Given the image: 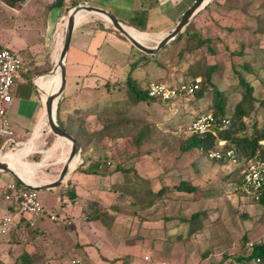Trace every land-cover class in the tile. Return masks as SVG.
Here are the masks:
<instances>
[{
  "label": "crops",
  "instance_id": "obj_1",
  "mask_svg": "<svg viewBox=\"0 0 264 264\" xmlns=\"http://www.w3.org/2000/svg\"><path fill=\"white\" fill-rule=\"evenodd\" d=\"M196 1L0 0V49L8 48L14 53H16L14 50L20 52L28 69L23 71L22 76L16 80L12 88L13 101L8 106L11 128L27 142L21 148L10 149L7 154H1L4 142L0 136V156L8 157L7 159L35 169L34 175L43 182L55 180L69 156L70 143L62 137L59 138L50 130L46 116V90L41 84L45 78L49 77L47 73L53 68L63 46L68 12L72 7L84 4L102 7L125 24L142 42L152 46L151 41L163 38L168 34ZM209 6L192 22L195 23V30L201 32L203 36L213 41L218 40V53L228 54L221 58L217 57L218 55L213 56L215 59L212 64L221 63L223 59L230 58L231 54L239 53L244 48L246 54L255 52L251 43L260 37V34L255 33L258 24L256 22L254 24L250 20L256 18L254 17L256 11L252 12L251 10L253 6L247 12L241 9L223 12L215 4ZM77 18L78 22L66 60V85L69 77H79L82 82L76 80L77 91L69 95H66L65 85L59 99L57 117L59 122V115L62 113L67 123L70 122L72 116L79 118L78 125L82 129L83 127H92L93 118L95 117L97 121L99 115H104L111 102L106 93V99L94 105L92 109L83 112L78 110L76 105L82 103L87 105L91 100L90 98L86 100L89 94L94 97L103 91L100 86L107 81V77L105 79L99 77L100 80H93V82L83 80L84 76L74 71L77 66L81 63H96L98 60L105 62L107 57L100 54L103 49L109 47L117 53L127 56L128 60H132L135 54L134 50L138 51L140 55H144L145 58L150 55L137 49L102 15L81 10ZM114 44L119 45L123 51L115 48ZM250 50L253 52H249ZM233 57L240 58L239 55ZM248 57L250 56H246V58ZM141 61L142 58L139 63H136L137 72L133 76L138 81L142 80L140 76L142 67L145 66L143 64L146 62L141 63ZM96 76L91 70L86 74L88 79H94ZM60 85L61 71L52 78L49 94ZM100 125L98 124L96 129H100ZM67 144L68 149L66 150ZM60 148L63 153L57 156ZM65 155V161H63ZM187 156L185 154L170 159L164 157V162H161L160 158L152 156L154 160L152 166L146 169L137 166L139 165L137 159L142 156L135 158L134 169L139 173L141 169V171H145L144 178L148 174L150 188L155 193L159 190L156 191L153 188L154 180H161L162 176L160 175L169 172L170 176L166 178V183L162 180L164 184L161 188H172L181 180H190L194 185L199 186V189L193 194L183 195L184 198L180 199L176 198L177 194L166 195L163 200L146 210H136L132 207L130 210L128 204L119 205L118 201L121 192L118 195L120 189L117 184L125 181V174L121 171H114L112 168L106 174L100 173L104 167H99L98 160L85 158L83 149V157L64 184L40 193L48 215L41 219L35 227L20 225L11 234L0 236V249L6 246L7 256H10L12 261H15L19 255L27 253L31 256L33 264H45L55 261V259L63 260L66 250L56 248L57 245L68 247L67 249L74 252L71 255V261L82 260L81 256L86 255L91 261L106 264H125V261L128 264H161L163 261L173 264H212L213 262L209 259L210 255L214 252L225 253V251L202 250L199 247L207 237L204 229L210 227L213 229V234L219 236H221V230L224 229L225 234L233 240V245L229 246V253L225 254L250 256L247 242L254 240L260 241L258 244L264 243V195L263 201L256 200L253 192L247 189L245 183L240 187L239 182L242 178L240 168L232 163L222 164L201 156L191 160ZM30 157H33L32 161ZM181 160L184 161V165L188 163V166L182 165L185 170L193 168L198 174L195 179L184 175ZM157 161L161 165L162 163L168 164L172 169L169 168V171L168 168H165L160 171L154 165ZM24 162H33V165ZM206 162L208 168L203 170V165ZM179 166L181 171L171 174V171L176 170ZM206 176L208 177L206 181L202 180ZM134 179L139 181L137 177ZM222 179L227 181L226 188L220 187ZM13 180L16 179L10 173L0 172V214L2 215L17 209L5 200L6 185ZM73 192L76 194L75 199L70 196ZM172 197L184 204L199 202L203 206L206 201L216 199H219V203L212 207L207 204L206 207H202L188 217L183 212L179 214L165 212L167 201ZM91 203L99 204L111 214L110 225L99 220L87 219L85 208ZM160 203L161 205H159ZM155 207L165 208L162 217L151 219L142 215L143 212L153 211L152 209ZM204 208L207 210L204 221L202 220L203 222L192 227V220L198 217ZM129 211L132 212V215L126 213ZM50 214H58L61 217L59 221L57 220L58 222H55L50 218ZM136 217H140L141 220L138 221V231L134 236L140 238L142 237L140 235L146 234L145 236L149 240L147 244L149 248L144 247V250L142 248L145 243L141 246L140 243L135 244L136 241H133L131 244L120 233V225L127 224L129 219L133 220ZM199 218L202 219V216ZM61 237L62 239H60ZM145 252L152 257L151 262L147 261L146 263L143 260ZM155 255H158L159 258Z\"/></svg>",
  "mask_w": 264,
  "mask_h": 264
},
{
  "label": "rangeland",
  "instance_id": "obj_2",
  "mask_svg": "<svg viewBox=\"0 0 264 264\" xmlns=\"http://www.w3.org/2000/svg\"><path fill=\"white\" fill-rule=\"evenodd\" d=\"M251 1L254 2L253 9L251 10L252 12L254 10L256 11L255 16H254L256 17L255 18L256 20L255 19H250V20H252L254 24L255 22L256 24H258V18H257L258 15L256 14L264 15V0H251ZM222 11L226 12L224 9H222ZM160 39L161 38L154 39V41H151V45L155 46L156 42ZM191 41L192 40L189 41L188 39H186V37L182 39L177 38L172 43H170L169 45L164 47L162 50H160L156 55H150L146 58L144 57V55H140L138 51L134 50L135 54L133 55L132 60L130 59L128 60L127 56L117 53L116 51L110 49L109 47V48L103 49V52L100 54L103 57H107L105 59V62L98 60L96 63H88V64L81 63L80 65L77 66V68L74 71H76L77 74L83 75L84 76L83 80H89L90 82H93V80H98L99 77L101 79H105L107 77L106 78L107 80L110 79V80L124 81L127 79L129 75L134 76L136 74L137 72L136 63L137 62L139 63L140 58H142L141 63L143 61H146L143 65L145 66L147 65V68H145V66L142 67L143 65L141 66L143 68L141 72V76H140L142 77V80H140V84L142 87H146V85H148L150 82H153V81L166 82V83L169 82L172 84H176L177 82H180V81L192 82L198 77H200L199 79H202L201 84L203 86V84L206 82L208 67L210 66L209 64H212L213 59H215V57H213V54H211L210 52H208L206 49L202 47L201 48L194 47L193 46L194 41L192 42ZM114 45H115V48L123 51V49L120 48L119 45H116V44ZM263 47H264V43H263ZM14 51L22 57L20 52L16 50ZM258 51H255V52H258ZM262 51L258 52L259 53L258 56H260L259 58H261V56L264 54L263 48H262ZM249 52H253V51L250 50ZM249 54H252V53H249ZM216 55H218L217 57L219 58L225 55L228 56V54H224V53H218V54L215 53L214 56ZM250 58L254 60L258 57L252 56V57H248L247 59H250ZM234 59L237 60L236 70L244 74L249 80H252V82H254L256 87L257 86L259 87L260 85L259 81L254 79L253 75L249 71L243 70L240 67V62H242L241 58L235 57ZM230 60H231V57L230 58L228 57L221 61V63L223 64L222 65L223 69L217 70L214 73L212 72V75H213L212 80L215 81L214 83H216L220 89L225 90L226 88L228 90L227 91L228 92L227 93L228 102H227L226 108L228 110L229 116H232L235 113L237 104L243 98L244 89L241 88L236 72L230 69ZM90 70L95 73V76L97 75L94 79H88V77H86L87 72ZM260 73H261L260 75L264 77V70H260ZM76 80H80V82H82L81 78L79 79V77H76V78L69 77L67 85H66V95L75 93V91H77ZM121 88H123V90L116 89L114 93L115 94L114 101L110 103L107 111L104 112L103 117L111 116L110 118H115V117L126 116V115L127 116L130 115V117L133 116V118L136 119L135 121L139 119L138 122H135V124H137L136 129L141 128V126L147 125V123L151 124L154 130L153 135L145 143V145H143L140 149L136 150L140 152L141 153L140 156H142L141 158L137 159L138 160L137 163H139V165L137 166L141 168H145V169L147 167L152 166L151 164L154 161L152 159V156L160 158L161 162H164L163 161L165 159L164 157H167L170 159V158H174L177 155H179L180 154L179 146L181 145V142L185 140L186 138H188L190 134H192L189 129L191 122L203 109L205 108L208 109L209 107L212 106V103H213L212 90L206 89L207 97H205L204 100L202 99L198 101L195 99L194 96H190L184 99H177L174 102L159 101V102H154L152 104L144 103L141 105V107L136 108L133 106L125 105V103L127 102L126 100L128 99L126 86L121 87ZM101 94L103 95L101 96ZM255 94L256 96H258L259 91L256 90ZM89 98L91 100L88 102L87 105L83 103L80 105H76L79 111L83 112V111H88V109H92L94 105L106 99V92L102 91L101 93L94 95V97L91 94H89L86 97V100H88ZM246 120H247V123L249 124L247 128H250L251 124H254L255 122L258 123L259 127H262L264 124V111L259 110L258 112H254ZM59 121L62 125H64L72 133L76 134L77 130L80 129V126L78 125L79 118H75L74 116L70 117V122L67 123L64 120L63 114L60 113ZM94 121H96L95 117L93 118L92 125L94 124ZM104 139L108 142V145H109L108 148H105L102 146L100 147L99 150H96L93 146H90L89 148L85 147V158H88V160L90 158H91L90 160L95 159L96 161L98 160L99 163H103L104 161L102 160V158H98L102 156V157H107L108 164L112 162L113 164L116 165L117 163L120 162V164H122V166H124L125 168H131V169L135 168V165H136L135 158L137 157L130 158L131 156H133L131 152L132 150H134L132 149V145L129 142L130 138L121 139L117 143H115V139H111V140H109V138H104ZM262 144H264V141H262ZM66 147H67L66 148L67 150L68 144ZM2 149H3V152L1 154H7L8 151L10 150V147L2 146ZM62 153H63V150L60 148L57 153V156H60V154ZM186 154L188 155L187 158H190L191 160H194L196 157H200V156L204 158L202 154L198 152L197 150L186 153ZM65 157L66 155L63 157V161H65ZM5 158H8V157H5ZM30 159L32 161L33 157H30ZM184 161L187 162L186 160ZM184 161L182 160L180 161L181 168L183 170L184 175L185 176L188 175V177L195 179L198 176V174L195 172L193 168H190L189 170H185L182 166L184 165ZM24 163L28 165H33V162L32 163L24 162ZM206 164L207 162L204 163L203 170L205 168L206 169L208 168V165ZM154 165H156V168L159 169L160 171H163L165 168H168L169 170L170 168L168 164L162 163L161 165L158 161ZM184 166H188V163L185 164ZM171 169L172 168H170V170ZM141 170H140L141 174L139 173L138 170H136V172H132L130 173V175H127L126 179L135 178L136 176L138 177L137 180L143 179L144 178L143 175L145 174V171H141ZM179 170L181 171L180 166L177 167L176 170L175 169L172 170L171 174H177ZM126 174H125V177H126ZM147 175L148 174L145 175L144 180L148 182L150 178ZM160 176H162L161 180L160 179L154 180L155 182H154L153 188L156 191L160 190L161 186H163V184L167 182L166 178L170 176V172L167 174H162ZM207 176L209 177V175ZM207 176L202 180L206 181V179L208 178ZM212 178H214V176H212ZM162 180L164 181V183L162 182ZM226 182H227L226 180L222 179L220 187L224 186L226 188L227 187L225 186ZM124 183L125 181H123L120 184H117V187H119L120 189L118 195L120 194L122 187L124 188V191L126 192L127 188L125 189ZM125 192L123 196L118 197L119 205H123L125 203L129 205L131 200L138 201L137 196L145 195V193L140 192L139 188L136 189L135 187H133L134 194L132 195V197L126 196ZM177 200L178 199H175V197H172L170 200H168L167 205H166L167 207L166 210L164 207L163 208L155 207L152 209L153 211L150 210V211L143 212V214L142 213L141 214L144 217L147 216V217H150L151 219H154V218L162 217V215L164 214V210H165L166 213L168 212L171 214H177V213L179 214L183 212L184 215L190 217L193 213L197 212L202 207H206L207 204L211 205L212 207L214 204L216 205L219 203V199H216L214 201L208 200L202 206L199 202H192L191 204L189 203L184 204V203H180ZM159 205H161V203ZM119 208H121V206H119ZM128 209L131 210L132 208H128ZM206 212H207L206 208L201 210L200 212L201 214H199V216H202V219L199 218L198 216L194 220H192L193 222L192 227H195L196 224H200L201 222L204 221V218L207 216ZM126 213L132 215L131 211L126 212ZM140 220H141L140 217H136L133 220L129 219V222L127 224L124 223L120 225V233L131 244L133 241H136L135 244L140 243L139 245L141 246L145 243V245L142 248V250H144L145 249L144 247L149 248V246L147 245L149 240L148 238H146L145 236L146 234L140 235L142 236L140 238L139 236H134V234L138 231L137 229L138 221ZM58 221H55V222H58ZM204 231L207 237L204 239V242L199 246L202 250L211 249L210 251L220 250V251H225V253H229V246L233 245V240L230 239L225 234L224 229L221 230V236H219L218 234L214 235L213 229L210 227L205 228ZM60 239H62V237ZM57 247L58 249L66 250V253L63 254L64 261L63 260L59 261L58 259H55V261L46 262L45 264H72L71 255L74 254V252H72L70 249H67L68 247L64 248L63 245H59V246L57 245L56 248ZM247 250L249 251V253L251 254L253 253V248L247 247ZM7 255H8L7 247L3 246L2 249H0V258L6 261H2L0 259L1 260L0 264H14V261H12V259L9 258L10 256H7ZM146 255H150V254L146 252L143 254V260L147 263V261L144 258ZM155 256L159 258L158 255H155ZM81 257L83 261L82 264H106L102 262L96 263V261L95 262L91 261L88 257H86V255H82ZM261 264H264V260H262Z\"/></svg>",
  "mask_w": 264,
  "mask_h": 264
},
{
  "label": "trees",
  "instance_id": "obj_3",
  "mask_svg": "<svg viewBox=\"0 0 264 264\" xmlns=\"http://www.w3.org/2000/svg\"><path fill=\"white\" fill-rule=\"evenodd\" d=\"M217 5L220 9H224L225 11H230L232 9H241L242 11H248L251 6H254V2L251 0H214L213 3L210 5ZM209 6V7H210ZM258 26L255 30V33H259L260 37L256 40L252 41L251 47L253 51H262L261 45L264 43V15H258ZM186 37L189 41H194V47L196 48H204L211 54H218V40H211L210 38L203 36V34L197 30H195V24L192 22L184 33L178 37V39H182ZM191 41V42H192ZM191 43V44H193ZM245 49V48H244ZM243 51L231 54L230 60V69L236 72V75L239 79V83L241 88L244 89V95L242 100L237 104V108L235 113L232 116H229L228 110L226 108L228 102V90L220 89L215 81L212 80V72H216L217 70L223 69L222 63H214L209 64L206 82L202 86V79H200L199 89L193 95H187L180 99H184L190 96H194L196 100H204L206 96V89H211L213 93V103L212 106L208 109H203L191 122V124L197 120L201 113H212L216 119L211 125V128L208 132L204 134L200 133H192L188 138L181 142L179 146L180 154L177 155L178 157L185 155L186 153L199 151L203 157L209 158V153L211 150L214 149H221V150H228L233 149L241 162H244L250 158H261L264 160V124L262 127L258 126V123L255 122L251 124L250 128L248 127L247 118H249L254 112H258L259 110L264 111V77L260 74V70H264V54L259 58V51L253 52L249 54L250 57H258L254 60L247 59L246 54ZM263 52V51H262ZM239 55L242 62H240V67L243 70L249 71L253 78L259 81V87L249 80L244 74L240 71L236 70V60L234 59L236 56ZM233 58V59H232ZM196 78L193 82H196ZM150 82V81H148ZM148 84V83H147ZM150 84V83H149ZM148 84V85H149ZM148 85L146 87H142L140 81L135 79L133 76L129 75L126 80H107L100 86V89L105 91L109 95V101H114L115 91L116 89L123 90L126 86L127 96L128 99L125 103L126 106H133L136 108L141 107L142 104H152L154 102H174L175 100H162L160 98L152 97L148 93ZM256 90L259 91V95L256 96ZM104 115H99L98 120L94 122L93 125L95 126H88L83 127L80 129L76 134L72 133L68 130L64 125L60 123V125L73 134L77 140L80 142L81 146L84 149L85 147L93 146L96 150H99L100 147L108 148V142L104 138L115 139V143L119 142V140L124 138H130L129 142L132 145V154L133 156H129L130 158L133 157H140L141 153L136 151L140 149L145 143L151 138L153 135V128L151 124L147 123L145 126H141V128L136 129L137 124H135L136 119L130 115L126 116H119L115 118L103 117ZM229 117V118H228ZM83 121V120H82ZM100 125V129H96V126ZM108 140V139H107ZM225 142L223 145L220 142ZM115 145V144H113ZM102 158L104 161L103 163H99V167L104 169L100 171V173L106 174L109 172L110 168L113 167L114 171H121L123 173H128L130 175L132 172H136V169L125 168L122 164L117 163L116 165L110 162L108 164L107 157H98ZM129 158V159H130ZM214 162L220 163H228L225 160H214L210 159ZM98 171V170H97ZM137 177V176H136ZM138 179V177H137ZM140 179V178H139ZM244 184L242 178L240 179L239 186L242 187ZM125 189L127 188L126 192L124 188L121 189V196L125 195L132 197L133 187L136 189H140L141 193H145V195L137 196V200H131L129 203L130 208L135 207L136 210H146L149 207H152L158 201H161L165 198L166 195H174L177 194L178 199L184 198L183 195H190L199 189V186L194 185L190 180H181L178 184L174 185L172 188L162 187L157 193L153 192L150 188L149 182L145 181L144 179H140L136 181L134 178L125 179ZM136 191V190H135ZM75 192L71 193V198L75 199ZM263 201V198L261 199ZM127 204V203H126ZM14 208V207H13ZM15 211V210H13ZM85 213L88 220H99L102 221L106 225L111 224L112 216L111 214L105 210L103 207L99 206V204L91 203L85 208ZM256 256L260 257L264 260V243L257 244L253 248V253L249 256ZM1 261V260H0ZM14 264H33L31 256L27 253H23L17 257L14 261ZM125 264H128L125 261Z\"/></svg>",
  "mask_w": 264,
  "mask_h": 264
},
{
  "label": "built area",
  "instance_id": "obj_4",
  "mask_svg": "<svg viewBox=\"0 0 264 264\" xmlns=\"http://www.w3.org/2000/svg\"><path fill=\"white\" fill-rule=\"evenodd\" d=\"M28 70L24 59L8 48L0 49V136L3 138L4 147L18 149L25 146L27 141L15 132L8 118V106L13 101L12 88L22 72ZM200 79L196 82L180 81L176 84L166 82H150L148 93L152 97L162 100H177L187 95H193L199 89ZM216 122L212 113H201L197 120L190 126L191 133L204 134L208 132L211 125ZM225 142H220L223 145ZM209 158L214 160H225L240 168V174L245 186L253 192L256 200H261L264 195V160L261 158H250L241 162L233 149H214L209 153ZM5 200L15 207L16 211L0 214V236H7L14 232L20 225L23 227H35L38 222L48 215L41 200L40 193L29 189L13 180L6 185ZM61 216L50 214L53 221ZM259 242L254 240L247 242V247L254 248ZM212 264H261L260 257H241L223 252H214L209 257ZM146 261H152V257L145 256ZM81 259H75L72 264H82ZM161 264H173L163 261ZM210 264V263H209Z\"/></svg>",
  "mask_w": 264,
  "mask_h": 264
},
{
  "label": "water",
  "instance_id": "obj_5",
  "mask_svg": "<svg viewBox=\"0 0 264 264\" xmlns=\"http://www.w3.org/2000/svg\"><path fill=\"white\" fill-rule=\"evenodd\" d=\"M213 0H197L195 4L182 16L180 21L175 25V27L166 34L163 38L158 40L156 42L155 46H150L147 44H144L143 42L139 41L137 38H135L129 31L128 27L123 24L121 21H119L112 13H110L108 10L93 6V5H76L72 7L68 12V20L66 25V33L65 38L63 42V46L60 50V53L57 57V60L53 66V68L47 73V76L52 75L54 72H56L58 69H61L62 76H63V83L62 88L59 93V98L56 101V94H49L46 93V116L47 121L50 127V130L59 138L62 137L69 141L71 144L70 147V153L67 158V160L64 162L63 168L59 174V176L50 182H43L40 179H38L34 175V181H28L24 179L20 173L10 165V163L6 160H3L0 156V172H7L10 173L20 184L25 186L29 189H34L38 191L39 193L45 192L50 189L57 188L64 184L69 174L72 172V170L76 167H72V161L75 158L81 159L83 157V148L80 144V142L77 140V138L65 130L60 123L58 122V103L59 99L64 91L65 85H66V78H67V68H66V60L67 55L72 43L74 30L76 28L77 22H78V13L81 10H87L93 13H97L102 15L108 22L116 29L118 30L123 36H125L137 49L140 51L148 54V55H156L160 50H162L164 47L172 43L174 40H176L179 36H181L186 28L189 26V24L201 13L203 12L211 3Z\"/></svg>",
  "mask_w": 264,
  "mask_h": 264
},
{
  "label": "bare ground",
  "instance_id": "obj_6",
  "mask_svg": "<svg viewBox=\"0 0 264 264\" xmlns=\"http://www.w3.org/2000/svg\"><path fill=\"white\" fill-rule=\"evenodd\" d=\"M128 31L135 37L137 38L139 41H141L137 36H135V34L129 29L127 28ZM142 42V41H141ZM144 43V42H143ZM145 44V43H144ZM61 71V69H58L56 72H54L52 75H50L49 77L45 78L41 84V86L46 90V92L49 93V87H50V82L52 80V78L58 74L59 72ZM45 77V76H44ZM62 83H63V76H62V71H61V85L56 88L51 94H56L57 97H56V101L55 103L57 102L58 98H59V93H60V90L62 88ZM66 140V139H65ZM69 142V141H68ZM70 143V142H69ZM71 144V143H70ZM1 158L3 160H6L10 163V165L12 167H14L19 173L20 175L28 180V181H34V173H35V169L31 168V167H28L26 165H23V164H20V163H17L16 161L12 160V159H7V158H4L3 156H1ZM80 161V159L77 157L75 158L73 161H72V167H75L77 166L78 162Z\"/></svg>",
  "mask_w": 264,
  "mask_h": 264
}]
</instances>
